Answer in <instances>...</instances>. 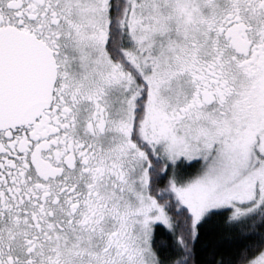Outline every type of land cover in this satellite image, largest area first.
<instances>
[{
	"label": "snow or ice",
	"instance_id": "6c2138e0",
	"mask_svg": "<svg viewBox=\"0 0 264 264\" xmlns=\"http://www.w3.org/2000/svg\"><path fill=\"white\" fill-rule=\"evenodd\" d=\"M0 264H264V0H0Z\"/></svg>",
	"mask_w": 264,
	"mask_h": 264
}]
</instances>
